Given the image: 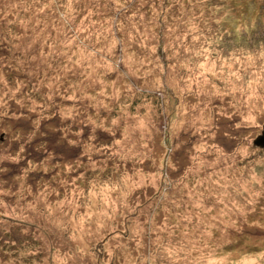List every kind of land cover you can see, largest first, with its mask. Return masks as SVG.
Here are the masks:
<instances>
[{"label":"rangeland","instance_id":"obj_1","mask_svg":"<svg viewBox=\"0 0 264 264\" xmlns=\"http://www.w3.org/2000/svg\"><path fill=\"white\" fill-rule=\"evenodd\" d=\"M53 1L0 0L5 264H264V0Z\"/></svg>","mask_w":264,"mask_h":264},{"label":"trees","instance_id":"obj_2","mask_svg":"<svg viewBox=\"0 0 264 264\" xmlns=\"http://www.w3.org/2000/svg\"><path fill=\"white\" fill-rule=\"evenodd\" d=\"M111 1L114 3V0H111ZM123 1L125 3L130 4L133 0H123ZM32 2L34 3V6L37 9H42L46 15H47V12H51L55 15L56 18H59V15L62 14L59 10L60 8L58 7V4L53 0H32ZM49 2H51V5H49L50 4ZM90 4H92L91 0H61V5L66 7L65 9H67V10L82 9V7H84L85 5L89 6ZM14 5L15 4H13V3H9L5 6H3L7 9L1 8L0 25H2V23H6V22H10V24L12 26H14V25L18 26L19 25L20 20H21L19 16L21 15V13L14 16L18 12L17 8H14ZM237 9L239 10V12L236 14V16H234V18H232L230 16L226 18V20L229 21L228 23L230 26V27H228V31H229L228 35L231 37L237 36L241 32H246V31L253 32L255 28H251V27L254 24L255 20H257L259 18L258 9L257 10H255L256 8L252 9L251 6L248 4L238 6ZM24 13L28 14V13H32V12H24ZM126 13H128V11ZM22 15H23V13H22ZM103 18L108 19V24L105 25L104 27H108V28L114 29L116 31V36L114 37L112 42L115 44V49H116V52H114V54L117 53L118 56H120V54H122V52H123L124 39L125 40H127L128 38L130 39V37H127L129 34L125 35L126 33L129 32V29H127L126 26L123 25L124 23L120 22L118 17L115 18V20L112 19L111 17H108V16H104ZM41 23H40V25H41ZM242 24H244V26H242ZM145 25H147V23ZM238 26H240V27H238ZM162 27H163V33H165L168 27H166V26H162ZM158 30H159V28H158ZM205 30H206V27H205ZM207 30H209V28ZM194 35L201 36L199 31H196L194 33ZM208 35H210L209 32H207V36ZM216 36L218 38H221L220 36H218V33H216ZM16 41L17 40H14V42H16ZM106 42H107V40H106ZM87 43L89 45V48H94L97 51H102V52H100L102 55H104V56L106 55L107 57H109L111 59L114 58L110 44H108L107 46H105L104 44H101V46H100L98 41L92 39L91 36H89L87 38ZM4 242L5 241L0 237V264H5V260L9 259L7 256L8 251L11 255V257H10L11 261L19 260V259H22L23 257H25V255L22 257H18L17 253L11 251V247L10 248L4 247ZM28 257H29V255H28ZM25 264H29L28 259L25 261Z\"/></svg>","mask_w":264,"mask_h":264},{"label":"water","instance_id":"obj_3","mask_svg":"<svg viewBox=\"0 0 264 264\" xmlns=\"http://www.w3.org/2000/svg\"><path fill=\"white\" fill-rule=\"evenodd\" d=\"M254 146H257L261 149H264V127H263V131H262V135L258 138V140L255 142L254 141Z\"/></svg>","mask_w":264,"mask_h":264}]
</instances>
